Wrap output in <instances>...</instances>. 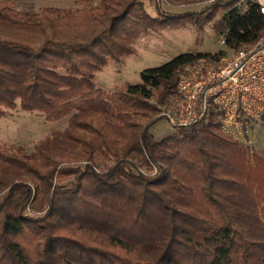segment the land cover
Wrapping results in <instances>:
<instances>
[{
	"label": "trees",
	"instance_id": "1",
	"mask_svg": "<svg viewBox=\"0 0 264 264\" xmlns=\"http://www.w3.org/2000/svg\"><path fill=\"white\" fill-rule=\"evenodd\" d=\"M142 1L104 0L91 8L90 0H77L83 8L36 13L0 1V116L17 107L49 123L69 116L64 131L30 153L0 144V264H264L261 190L253 192L233 144L210 131L219 128L215 115L160 140L151 129L162 117L144 126L136 121L138 112L157 111L151 98L163 105L176 94L182 67L225 53L180 54L112 94L95 83L109 61L133 52L131 36L149 28L202 25L227 9L212 28L237 51L264 36V16L249 0L244 11L237 8L242 0H213L203 12L152 18L133 12ZM98 155L114 164L96 171ZM73 156L85 170L69 169L72 181L53 183ZM137 165L156 173L144 175ZM42 167L43 187L36 188L46 209L30 215L31 186L9 175ZM17 195L23 198L14 206Z\"/></svg>",
	"mask_w": 264,
	"mask_h": 264
},
{
	"label": "rangeland",
	"instance_id": "2",
	"mask_svg": "<svg viewBox=\"0 0 264 264\" xmlns=\"http://www.w3.org/2000/svg\"><path fill=\"white\" fill-rule=\"evenodd\" d=\"M5 1V0H0ZM11 1L18 11L39 12L45 7H56L65 9H80L83 4H79L77 0H8ZM104 0H90L88 6L91 8H101ZM213 0H164L158 3L156 0L142 1L141 6H136V15L146 14L152 18L166 14H181L183 12H203L211 4ZM240 11L246 8V1L237 5ZM227 9H220L215 15L204 24L186 23L179 27H163L149 28L143 33L139 32V36H131L130 46L132 53L123 57L120 62L109 61L100 71L95 73V83L105 93L112 94L115 91L123 90L128 84H136L140 82V74L151 68L159 67L174 57L185 53H209L216 55L219 52L225 53L224 56L231 53V50L219 43L218 34L212 28L213 25L225 14ZM103 10L93 13L94 17L101 18ZM206 12V11H205ZM92 14V15H93ZM142 14V15H143ZM110 14L104 16L109 17ZM133 20V16H130ZM138 29V27H135ZM57 31V30H56ZM35 38L38 35L34 34ZM40 35V34H39ZM22 38L26 35H20ZM40 35L39 37H41ZM33 37V35H32ZM31 36H28L30 41ZM148 103L157 108L156 112H146V116H142L138 112L136 121L144 126L148 121L156 119L159 116L160 109L163 105H158L156 97L151 98ZM165 104V103H164ZM144 114V112H143ZM69 116L62 118L57 122L49 123L44 117L36 112L29 113L21 111L18 107L14 110H4L0 116V144L6 143L23 148L26 153L33 151L34 145L43 140L46 136L53 132H62L67 128ZM204 120L201 123H206ZM217 122V119H214ZM196 124V125H199ZM194 126V125H193ZM201 126V125H200ZM191 127V126H190ZM178 128H174L162 118L157 121L151 133L156 140H160L166 136L176 134ZM216 137L228 140L233 144L236 152L234 154L243 156L242 171L250 174L252 189L254 193H258L256 189H260L262 200L257 199V212L264 223V122L255 123L249 130L243 131L242 135L237 136L238 140L222 134L220 129H210ZM256 156L260 159H257ZM136 160H134L135 162ZM85 161L69 158L65 163L60 164L57 168L58 172L53 183H66L72 181L73 175L69 169L85 170ZM96 171H106L114 164L113 158H106L102 155L95 157L92 163ZM137 170L144 175H154L156 169L152 166L137 165ZM42 167L33 174V172L13 171L10 173L9 179L14 181H25L32 188L31 203L28 206L27 213L30 215H40L46 209L44 195L38 192V185L42 189V177L45 173ZM64 171V172H61ZM23 196L17 195L14 199V206L21 203Z\"/></svg>",
	"mask_w": 264,
	"mask_h": 264
},
{
	"label": "built area",
	"instance_id": "3",
	"mask_svg": "<svg viewBox=\"0 0 264 264\" xmlns=\"http://www.w3.org/2000/svg\"><path fill=\"white\" fill-rule=\"evenodd\" d=\"M249 1L264 16V0ZM219 43L224 46L223 36ZM210 113L220 132L235 140L264 121V36L218 60L198 59L182 67L176 94L163 104L159 116L174 128H187Z\"/></svg>",
	"mask_w": 264,
	"mask_h": 264
}]
</instances>
